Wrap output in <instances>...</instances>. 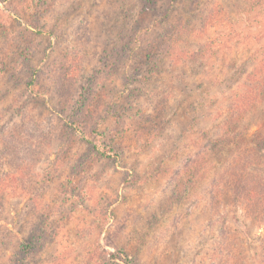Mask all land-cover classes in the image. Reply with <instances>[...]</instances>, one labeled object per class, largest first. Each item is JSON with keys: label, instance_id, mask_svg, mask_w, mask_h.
<instances>
[{"label": "rangeland", "instance_id": "obj_1", "mask_svg": "<svg viewBox=\"0 0 264 264\" xmlns=\"http://www.w3.org/2000/svg\"><path fill=\"white\" fill-rule=\"evenodd\" d=\"M207 2L226 25L202 36L169 0H0V264H264L256 203L212 187L233 156L264 177V95L237 125L224 99L264 57V0Z\"/></svg>", "mask_w": 264, "mask_h": 264}, {"label": "trees", "instance_id": "obj_2", "mask_svg": "<svg viewBox=\"0 0 264 264\" xmlns=\"http://www.w3.org/2000/svg\"><path fill=\"white\" fill-rule=\"evenodd\" d=\"M171 6H174L173 3H178L179 8L181 6V14L183 15L180 19H176L173 21H176L177 26L174 25L172 29L170 28V31L172 33H176V35L182 34L186 31L193 30L197 33H201L202 36L206 35L208 33L209 28L212 26H215L216 24L226 25V23H223V8L221 6L215 7L212 5V9H204L205 6H202L205 3H208L207 0H169ZM156 5V1L154 3ZM200 7V8H199ZM172 8V7H171ZM167 8L166 13L162 16H165V19H163L160 24H162L163 21H169L171 22L172 14L176 13L179 14V11L174 8ZM177 8V7H175ZM178 8V9H179ZM199 12V13H196ZM200 15V18L202 19L201 25L199 27H194V20H196L197 16ZM196 16V17H195ZM171 20V21H170ZM174 28V29H173ZM193 33V34H197ZM208 46V43H204L200 45L199 49L194 52H198L200 58L206 59L207 57L212 56V52L217 53V49H215L213 43L211 42V49L210 53H205L206 48ZM222 43H219V48H221ZM222 49V48H221ZM216 50V51H215ZM182 52H184L182 50ZM186 52H191V50H186ZM191 54V53H190ZM176 60L178 61L180 59V55L175 56ZM217 57H219L217 55ZM253 58V57H252ZM181 62L184 64L191 63L193 65L196 64L197 60H195V57H189L187 56L184 60L180 59ZM210 63V61H208ZM261 63L254 66V69H252L249 73L245 75V79L241 81L242 88L237 91H231L227 96H225V100L228 101L227 104H229V107L227 105V111L226 114V122L229 121L233 125H237V122H240L245 115L248 113H254L259 107L261 106V97L258 95H264L260 93L258 90H260L261 87H264V57L260 60ZM232 68H234V64H230ZM263 76V77H262ZM263 78L261 82H258L256 80H259L260 78ZM224 79V78H223ZM202 79H200L201 81ZM240 86L237 84L236 89ZM223 95V94H222ZM217 96V95H216ZM219 97V96H217ZM220 98V97H219ZM219 114V113H216ZM215 116V114H214ZM225 122V123H226ZM226 136V133L223 137ZM243 138L245 136L241 135ZM220 142L229 143V145L237 142V139L235 136L230 138H219ZM218 140L216 139L215 142ZM229 141V142H228ZM264 147V142H263ZM221 146V145H219ZM220 148V147H219ZM229 166L231 165V172H230V179L227 177H219L218 181L214 185H212L213 189L220 191V193L229 194L232 201H242L247 202L248 204L254 205L259 208V212L257 213V218L260 217V219L264 222V177H259L253 173L248 172L247 167L251 165L253 161L249 160L248 162H244L240 157L233 156L232 160L229 161ZM22 172L24 171L21 170ZM222 194V195H224ZM251 205V206H252ZM41 236L32 235L31 237H28L23 245V253L26 255H29L31 252H33V249L35 247H40L43 244V240L41 239Z\"/></svg>", "mask_w": 264, "mask_h": 264}]
</instances>
